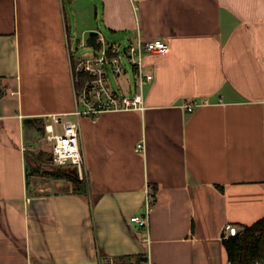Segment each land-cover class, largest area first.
<instances>
[{"label":"crops","instance_id":"1","mask_svg":"<svg viewBox=\"0 0 264 264\" xmlns=\"http://www.w3.org/2000/svg\"><path fill=\"white\" fill-rule=\"evenodd\" d=\"M92 34L169 47L142 56L144 109L76 120ZM129 66L117 94L137 92ZM52 115L79 122L83 193L29 170L74 168L50 164ZM262 217L264 0H0V264H228L223 227Z\"/></svg>","mask_w":264,"mask_h":264},{"label":"built area","instance_id":"2","mask_svg":"<svg viewBox=\"0 0 264 264\" xmlns=\"http://www.w3.org/2000/svg\"><path fill=\"white\" fill-rule=\"evenodd\" d=\"M137 6L139 0H130ZM99 40V39H98ZM99 50L93 52L89 57L82 58L74 67L75 83V111L76 120L81 117H89L93 120L101 113L109 111L142 110L143 100L139 90L142 82L151 80V74L142 72V56L144 54H164L169 47L161 40L149 39V41H137L120 47L117 44L104 45L100 40ZM122 57L132 66L137 77L136 94L133 96L120 95L112 90L109 84V75L117 77L124 72ZM194 105H187V111H192ZM52 124L45 126V136L51 142L50 164L62 168L74 167L77 169L79 178L83 174V155L79 144V122L64 120L60 116H51ZM62 125L61 131H57L55 125ZM139 143L135 151L139 153L143 149ZM145 207L141 216H131L129 219L138 227H147L148 213L153 207L154 193L152 185L146 187ZM223 234L235 235L239 230L231 224L223 227ZM145 246L148 248L149 239L144 238ZM148 251L144 255L141 264H152L148 258ZM110 264H113L111 261Z\"/></svg>","mask_w":264,"mask_h":264},{"label":"trees","instance_id":"3","mask_svg":"<svg viewBox=\"0 0 264 264\" xmlns=\"http://www.w3.org/2000/svg\"><path fill=\"white\" fill-rule=\"evenodd\" d=\"M97 39L98 36L92 34L87 40V45L97 50L99 47ZM38 163L40 165L42 163L41 160ZM32 168L34 169L33 172H39L41 170L43 174H47L53 178L70 180L78 191L82 193L85 190V181L74 177L69 170L67 171L61 168L53 169L52 167L51 169H41V167ZM221 243L225 248L228 264H254L263 262L264 217L255 221L253 224L242 226L241 232L235 235L225 236L222 234Z\"/></svg>","mask_w":264,"mask_h":264},{"label":"rangeland","instance_id":"4","mask_svg":"<svg viewBox=\"0 0 264 264\" xmlns=\"http://www.w3.org/2000/svg\"><path fill=\"white\" fill-rule=\"evenodd\" d=\"M122 62H123V64H125V68H126V71H127V73L129 74V76H131V71H130V66H129V64H128V62H127V60H126V58L125 57H122ZM110 77V76H109ZM132 77V76H131ZM130 77V78H131ZM132 79V78H131ZM110 86L112 87V89H116V80H114L113 79V77H110ZM34 155H37V154H34ZM31 158V157H30ZM34 162L35 163H37L35 160H34ZM33 166H30L29 167V170L30 171H34V169L32 168ZM31 174V173H30Z\"/></svg>","mask_w":264,"mask_h":264},{"label":"water","instance_id":"5","mask_svg":"<svg viewBox=\"0 0 264 264\" xmlns=\"http://www.w3.org/2000/svg\"><path fill=\"white\" fill-rule=\"evenodd\" d=\"M69 171L77 177L78 172L76 168H69Z\"/></svg>","mask_w":264,"mask_h":264}]
</instances>
